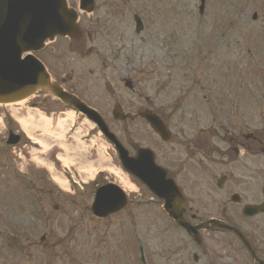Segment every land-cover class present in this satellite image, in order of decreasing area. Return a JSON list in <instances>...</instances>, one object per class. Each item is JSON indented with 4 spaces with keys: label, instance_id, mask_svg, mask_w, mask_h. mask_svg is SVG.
<instances>
[{
    "label": "rangeland",
    "instance_id": "374dc122",
    "mask_svg": "<svg viewBox=\"0 0 264 264\" xmlns=\"http://www.w3.org/2000/svg\"><path fill=\"white\" fill-rule=\"evenodd\" d=\"M67 1L77 9V0ZM94 4L93 16L80 14L78 22L80 28L92 24L97 32L90 60L85 54L89 43L84 29L79 43L57 38L45 53L35 56L47 65L54 80H69L66 89L97 109L115 134L120 124L111 119L113 102L105 83L116 92L113 99L127 108L143 103L136 94L156 96L170 109L178 105V120L183 114L191 117L204 110L199 97L193 100L192 96L199 94L200 86L218 80L227 97L221 101V111H242L241 104L250 101L252 118L243 121H251L249 125L257 129L264 126V0H206L204 16L198 15V0H94ZM135 15L143 25L138 35L134 33ZM66 43L83 44V54L69 52ZM205 78L212 81L202 84ZM123 79L133 86L136 82L133 92L124 87ZM33 103L39 105L38 110L32 109ZM66 109L39 95L17 105L0 106V264H138L134 237L128 229L137 234L149 229L147 238L140 236L138 241L148 256V238L164 222L149 214L150 204L132 206L126 215L138 218L128 223L122 217L97 221L88 214L87 186L79 182L77 186L73 180L89 179L90 207L95 185H119L115 173L97 168L103 157L111 163L115 159L94 126ZM41 114L48 121L45 125L39 119ZM66 117L71 122L67 120L60 129L59 122ZM227 119L225 115L222 120ZM25 121L36 127L27 132L22 128ZM210 121L207 118L206 124ZM8 132L21 136L15 150L5 144ZM18 154L20 159L14 156ZM60 159L68 162L67 167ZM50 168L69 181L62 194L70 198L58 196L57 187L49 185ZM22 179L33 187L32 195L21 186ZM183 184L191 197L197 192L201 201L203 191L210 189L207 176L199 184Z\"/></svg>",
    "mask_w": 264,
    "mask_h": 264
},
{
    "label": "flooded vegetation",
    "instance_id": "af4514ba",
    "mask_svg": "<svg viewBox=\"0 0 264 264\" xmlns=\"http://www.w3.org/2000/svg\"><path fill=\"white\" fill-rule=\"evenodd\" d=\"M205 1L199 16L205 14ZM93 14L94 11L91 16ZM255 18L256 14H253L252 20ZM79 29L81 39L82 29L85 30L89 43L85 54L90 60L95 54L93 42L97 32L92 24ZM65 47L69 52L79 54H83L85 48L83 44L72 46L69 43ZM92 72L89 68L88 73ZM208 81L212 80L205 78L202 84ZM133 87L136 82L134 86L132 82L128 83L126 88L133 92ZM198 93L193 94L192 99L199 97L204 110L191 117L183 114L178 120L175 119V109L179 106L170 109L169 104L161 105L156 96L136 94L143 98V103L127 108L124 102L113 99L116 92L108 94L113 107L119 105L123 114L133 117L118 121L120 128L116 135L121 146L133 158L141 151H148L141 154L143 160L151 157L153 163L164 171V176L158 174L157 179L172 181L178 189L183 199L180 206L184 209L185 224L198 227L195 240L165 215L162 202L153 197V214L164 223L153 228L155 232L148 238L150 257L138 242L140 236L147 238L149 229L144 228L139 234L135 230L137 249L134 256L138 254L140 264L149 261L151 264H264V211L250 216L243 213L248 206L263 203L264 126L257 129L249 125H252L251 121H243V118H252L250 101L243 107L241 104L242 111H221V101L227 97L218 80L200 86ZM223 113L228 116L226 121L222 120L225 119ZM148 118H153V124L161 129L162 135L149 125ZM155 118L161 126L154 123ZM207 118L212 120L211 123L206 124ZM203 176L209 178L210 189L203 191L201 201L197 192L194 197L187 193L183 181L199 184ZM143 257H146L144 261Z\"/></svg>",
    "mask_w": 264,
    "mask_h": 264
},
{
    "label": "water",
    "instance_id": "95a60500",
    "mask_svg": "<svg viewBox=\"0 0 264 264\" xmlns=\"http://www.w3.org/2000/svg\"><path fill=\"white\" fill-rule=\"evenodd\" d=\"M92 6V0H79L80 9L90 12ZM76 18L75 12L67 8L66 0H0V104L21 101L39 91L85 115L96 124L107 142L115 147L124 167L162 198L167 213L180 223V214L172 212L178 207L172 202L176 199V193L172 197L160 192L155 187L158 183L151 179L157 171L150 169L148 163L138 168L137 159H128L100 118L75 97L51 83L44 67L31 55L42 50L45 42L53 41L55 36H74L77 32ZM10 139L8 142L14 144ZM125 206L126 200L121 191L108 185L95 192L90 213L96 218H106Z\"/></svg>",
    "mask_w": 264,
    "mask_h": 264
},
{
    "label": "bare ground",
    "instance_id": "6f19581e",
    "mask_svg": "<svg viewBox=\"0 0 264 264\" xmlns=\"http://www.w3.org/2000/svg\"><path fill=\"white\" fill-rule=\"evenodd\" d=\"M47 122L48 121H43V119H41V123H43L44 125L47 124ZM24 125L22 126V128H24V130L26 129L27 132H30V128L29 127H31V126H30L29 122L28 121H25L24 122ZM59 126H60V129H63L64 128V126L62 124L59 125ZM60 161H61V163H62L63 166H67L68 165V162L65 159H60ZM101 166H103V164L102 163H99V166H97V167L98 168H102ZM51 173L53 175L54 182L56 184H58L61 188H63L65 186V182L62 180V178L60 176H56L55 173L52 170H51ZM117 176L119 177V174H117ZM120 178H122V179H120L122 188H124V189H131V187L126 182V180L123 177H121V176H120Z\"/></svg>",
    "mask_w": 264,
    "mask_h": 264
}]
</instances>
